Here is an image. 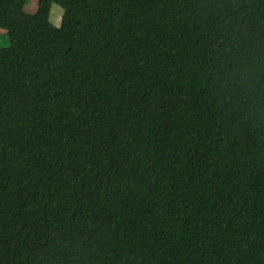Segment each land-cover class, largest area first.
<instances>
[{
    "label": "trees",
    "instance_id": "trees-1",
    "mask_svg": "<svg viewBox=\"0 0 264 264\" xmlns=\"http://www.w3.org/2000/svg\"><path fill=\"white\" fill-rule=\"evenodd\" d=\"M25 6L0 0V264H264V0Z\"/></svg>",
    "mask_w": 264,
    "mask_h": 264
},
{
    "label": "rangeland",
    "instance_id": "rangeland-1",
    "mask_svg": "<svg viewBox=\"0 0 264 264\" xmlns=\"http://www.w3.org/2000/svg\"><path fill=\"white\" fill-rule=\"evenodd\" d=\"M38 2L39 0H26V6H25L26 11L31 14L35 13L38 8ZM62 16H63L62 7L54 4L50 15L52 25L57 27L62 20ZM9 45H10V40L8 34L4 30L0 29V47L6 48Z\"/></svg>",
    "mask_w": 264,
    "mask_h": 264
}]
</instances>
